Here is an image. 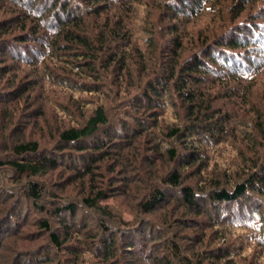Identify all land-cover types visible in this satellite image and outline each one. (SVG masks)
I'll return each mask as SVG.
<instances>
[{"label": "trees", "instance_id": "1", "mask_svg": "<svg viewBox=\"0 0 264 264\" xmlns=\"http://www.w3.org/2000/svg\"><path fill=\"white\" fill-rule=\"evenodd\" d=\"M0 264H264V0H0Z\"/></svg>", "mask_w": 264, "mask_h": 264}, {"label": "rangeland", "instance_id": "2", "mask_svg": "<svg viewBox=\"0 0 264 264\" xmlns=\"http://www.w3.org/2000/svg\"><path fill=\"white\" fill-rule=\"evenodd\" d=\"M47 107H49V105H47ZM48 109V108H47ZM241 234V233H240ZM237 240H238V238H237ZM241 240H242V238H240L239 239V243L241 242ZM253 245H251L249 248H248V244H245V245H243V246H240V248H241V253L242 254H246V255H252V253H253V251L255 250V249H253Z\"/></svg>", "mask_w": 264, "mask_h": 264}]
</instances>
